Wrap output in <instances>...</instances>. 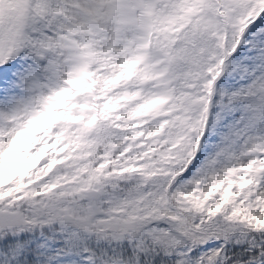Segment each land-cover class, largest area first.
Segmentation results:
<instances>
[{"label":"snow or ice","instance_id":"obj_1","mask_svg":"<svg viewBox=\"0 0 264 264\" xmlns=\"http://www.w3.org/2000/svg\"><path fill=\"white\" fill-rule=\"evenodd\" d=\"M0 264H264V0H0Z\"/></svg>","mask_w":264,"mask_h":264}]
</instances>
